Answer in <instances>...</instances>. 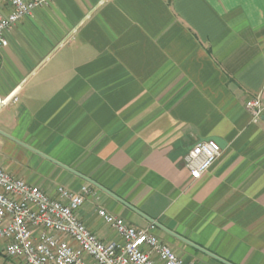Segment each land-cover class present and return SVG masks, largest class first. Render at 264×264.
Returning a JSON list of instances; mask_svg holds the SVG:
<instances>
[{
    "label": "crops",
    "instance_id": "1",
    "mask_svg": "<svg viewBox=\"0 0 264 264\" xmlns=\"http://www.w3.org/2000/svg\"><path fill=\"white\" fill-rule=\"evenodd\" d=\"M0 48V169L118 242L98 208L185 262L264 264V0H52ZM221 155L191 181L199 141ZM89 180V181H88ZM98 185L102 191L94 184Z\"/></svg>",
    "mask_w": 264,
    "mask_h": 264
},
{
    "label": "built area",
    "instance_id": "2",
    "mask_svg": "<svg viewBox=\"0 0 264 264\" xmlns=\"http://www.w3.org/2000/svg\"><path fill=\"white\" fill-rule=\"evenodd\" d=\"M52 0H0V48L8 45L7 35L14 25ZM9 97L0 99L6 105ZM253 122L264 115L261 98L245 103ZM221 149L214 141H199L182 157L191 181L200 179L218 160ZM56 196L14 178L0 169V247L3 255L22 264H194L180 259L153 234L155 225L134 227L98 208L96 213L110 226L118 242H103L79 219L77 213L87 196L63 187Z\"/></svg>",
    "mask_w": 264,
    "mask_h": 264
},
{
    "label": "water",
    "instance_id": "3",
    "mask_svg": "<svg viewBox=\"0 0 264 264\" xmlns=\"http://www.w3.org/2000/svg\"><path fill=\"white\" fill-rule=\"evenodd\" d=\"M260 120L264 123V115L263 116H261L260 117ZM89 181V180H88ZM94 184V183H93ZM96 187H98L99 189H101L102 191H105V190H103L102 188H100L98 185H96V184H94ZM106 193H108L107 191H105ZM109 194V193H108ZM153 225H156V224H153ZM192 247H194L195 249H197V250H199V251H201L202 253H204V254H206V255H208V256H210V257H212L213 259H215L216 261H218V262H220V263H222V264H228L227 262H225V261H223V260H221V259H219V258H217V257H215V256H213V255H211V254H209L208 252H206V251H204V250H202V249H200V248H198V247H196V246H194V245H192V244H190Z\"/></svg>",
    "mask_w": 264,
    "mask_h": 264
},
{
    "label": "rangeland",
    "instance_id": "4",
    "mask_svg": "<svg viewBox=\"0 0 264 264\" xmlns=\"http://www.w3.org/2000/svg\"><path fill=\"white\" fill-rule=\"evenodd\" d=\"M0 264H22L20 260L8 259L3 255L2 249L0 247Z\"/></svg>",
    "mask_w": 264,
    "mask_h": 264
}]
</instances>
